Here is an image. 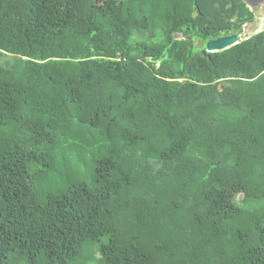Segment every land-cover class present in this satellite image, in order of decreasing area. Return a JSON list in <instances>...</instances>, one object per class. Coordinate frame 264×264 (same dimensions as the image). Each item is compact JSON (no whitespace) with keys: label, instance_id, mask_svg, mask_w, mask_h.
<instances>
[{"label":"trees","instance_id":"trees-1","mask_svg":"<svg viewBox=\"0 0 264 264\" xmlns=\"http://www.w3.org/2000/svg\"><path fill=\"white\" fill-rule=\"evenodd\" d=\"M254 16L0 0V264H264V26L198 45Z\"/></svg>","mask_w":264,"mask_h":264},{"label":"rangeland","instance_id":"rangeland-1","mask_svg":"<svg viewBox=\"0 0 264 264\" xmlns=\"http://www.w3.org/2000/svg\"><path fill=\"white\" fill-rule=\"evenodd\" d=\"M248 7L255 13L254 20L242 27L241 38L244 39L255 32L260 31L264 26V0H244ZM181 37L180 34L176 35ZM162 38V33L158 32L157 39ZM199 45V44H198ZM202 47V45L200 46ZM242 194H238L236 201L239 202Z\"/></svg>","mask_w":264,"mask_h":264},{"label":"water","instance_id":"water-1","mask_svg":"<svg viewBox=\"0 0 264 264\" xmlns=\"http://www.w3.org/2000/svg\"><path fill=\"white\" fill-rule=\"evenodd\" d=\"M241 39V34L236 33L227 36H221L216 39L208 40L206 42L200 41L199 47L201 45H204L207 52H219L238 44Z\"/></svg>","mask_w":264,"mask_h":264}]
</instances>
